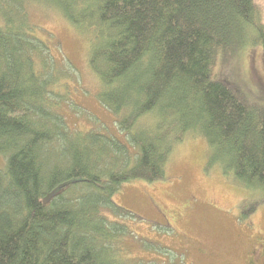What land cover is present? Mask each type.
<instances>
[{
  "label": "trees",
  "instance_id": "1",
  "mask_svg": "<svg viewBox=\"0 0 264 264\" xmlns=\"http://www.w3.org/2000/svg\"><path fill=\"white\" fill-rule=\"evenodd\" d=\"M57 10L88 40L97 99L119 133L69 126L70 66L37 35L29 8ZM256 0H0V264H140L139 217L112 199L122 184L164 179L185 136L264 202V104L213 76L217 58L253 41ZM250 39V40H249Z\"/></svg>",
  "mask_w": 264,
  "mask_h": 264
},
{
  "label": "rangeland",
  "instance_id": "2",
  "mask_svg": "<svg viewBox=\"0 0 264 264\" xmlns=\"http://www.w3.org/2000/svg\"><path fill=\"white\" fill-rule=\"evenodd\" d=\"M264 19V0H256ZM37 35L70 66L68 102L63 114L69 126L90 127L117 135L114 116L97 99L98 78L89 67L88 40L52 7L29 8ZM250 40V39H249ZM213 76L230 81L250 101L264 104V50L253 41L217 58ZM101 125V127H99ZM206 142L185 136L173 146L166 177L122 184L114 202L135 213L130 221L140 242L129 248L140 264H250L251 238L264 239V202L246 213L239 203L249 197L219 167L208 162Z\"/></svg>",
  "mask_w": 264,
  "mask_h": 264
},
{
  "label": "flooded vegetation",
  "instance_id": "3",
  "mask_svg": "<svg viewBox=\"0 0 264 264\" xmlns=\"http://www.w3.org/2000/svg\"><path fill=\"white\" fill-rule=\"evenodd\" d=\"M249 253L254 258V263L250 264H264V239L251 238Z\"/></svg>",
  "mask_w": 264,
  "mask_h": 264
}]
</instances>
